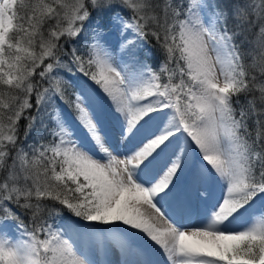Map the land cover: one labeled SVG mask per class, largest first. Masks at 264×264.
<instances>
[{"label": "snow or ice", "instance_id": "snow-or-ice-1", "mask_svg": "<svg viewBox=\"0 0 264 264\" xmlns=\"http://www.w3.org/2000/svg\"><path fill=\"white\" fill-rule=\"evenodd\" d=\"M64 209L84 223L48 222ZM136 239L166 264H264V0H0V264H94L91 244Z\"/></svg>", "mask_w": 264, "mask_h": 264}, {"label": "rangeland", "instance_id": "rangeland-1", "mask_svg": "<svg viewBox=\"0 0 264 264\" xmlns=\"http://www.w3.org/2000/svg\"><path fill=\"white\" fill-rule=\"evenodd\" d=\"M107 33H108L107 39H108L109 43L114 47L116 44L117 37L114 38V37H112V35L116 36V34L114 32H112L110 29H108ZM145 53H147L146 49H145L144 53H142V52L140 53V59L143 61H145L149 56V55L145 56ZM120 55L121 54L119 52L116 53V59L117 60L120 59ZM90 85L89 86L91 88L96 90L97 95L99 96L100 101H101L104 109L106 111L109 110L110 105H109L108 99L104 96V94L102 92H100V90L97 88V86H95L91 81H90ZM48 111L51 112L50 106L48 108ZM46 116H48V115H46ZM51 123H52V121H51ZM52 126H51V128H52ZM88 147L90 149L92 148L91 145H88ZM115 147H117L119 149L121 154H123V152L126 151L125 148H123L119 145H115ZM197 159H199V157H197ZM212 192H213V197L218 198L222 194V186L218 183H214L212 185ZM201 207L203 208V206H201ZM259 207H260V205H259V203H257L256 204L257 210L259 209ZM169 215L171 216L172 220L177 224L195 225V224L199 223V219L195 214H193L189 218L188 216H182L180 214H175V213L169 211ZM82 223H84V222H82ZM65 224H67V223H59L58 225H56V227H61ZM97 226H100L102 228L113 227V225H107V226L97 225ZM121 227H127V226L121 225ZM10 231H12V234L14 236L18 235V233H16L14 230H10ZM129 231L135 232L136 230L129 229ZM140 235L142 236L143 234H140ZM129 244H130L131 248L133 249L132 255H125L115 243H112L110 241H106L104 245L91 244L89 247L85 248V253L89 256L90 259H92L94 261V264H124L125 260H130V259L131 260H138L141 262L147 261L149 259H155V260L159 261L160 264H166L165 257H163L162 255L151 256V255H145L144 254V252L142 251L143 244H144L143 240L136 239L134 241H129Z\"/></svg>", "mask_w": 264, "mask_h": 264}, {"label": "trees", "instance_id": "trees-1", "mask_svg": "<svg viewBox=\"0 0 264 264\" xmlns=\"http://www.w3.org/2000/svg\"><path fill=\"white\" fill-rule=\"evenodd\" d=\"M220 3H221V6H223V3H224V0H220ZM92 23L94 24L95 23V14H93V20H92ZM102 25L106 28V31L108 30L107 29V24H108V20H107V17H105L103 20H102ZM232 26V22L229 21V27ZM90 35L85 33V34H81L80 37L77 38V40H79V45H78V53L79 54H84L85 53V40H90ZM72 43H75V41H73ZM145 47L146 49L150 52V57H148L146 59L147 63L151 65V67L153 69H157L158 68V64L159 62L164 58L163 57V53L161 51V49L159 48V46L156 44V42L151 38L149 37V40H148V43L145 44ZM247 47V46H246ZM65 50L66 51H70V47L68 44H65ZM61 59L63 60H66L67 57L63 55V53H61ZM39 71V69L37 70ZM59 73L61 75H64V76H67L68 74L63 70V69H60L58 70ZM73 82L74 84L77 86V87H80V86H83V85H87L89 86L90 85V80H88L86 77H83L81 74L77 73L76 76H72V77H69ZM45 86H47V84H45ZM91 86V85H90ZM74 89L73 88H68V92L69 94H71V92L73 91ZM241 99L243 100L244 98L241 97ZM61 108H63L64 112L66 114H68V109L65 105H60ZM44 122L48 125L49 128H51L52 126V123H51V119L49 116H46L44 117ZM27 122L25 120H21L20 121V135L21 137H23V132H24V126ZM37 128H39V124H37ZM39 135V137L43 138V140L45 142L48 141L49 137L48 135L46 134V132H44L43 130H41L39 132V134L37 133L36 130H34L32 132V134L28 137V141H32L34 138H36L37 136ZM47 203L51 204V201H48ZM56 207H61L60 205H56ZM45 217L47 218V213L44 214ZM25 219V222L27 223V217L25 216L24 217ZM48 222L49 223H52L55 227L57 224L59 223H79V224H83L82 222L83 221H79L77 218H75L74 216H72L71 213H69L67 211V209H64L63 210V213L61 216L59 217H52V218H49L48 219ZM98 228H102L100 226H97Z\"/></svg>", "mask_w": 264, "mask_h": 264}, {"label": "bare ground", "instance_id": "bare-ground-1", "mask_svg": "<svg viewBox=\"0 0 264 264\" xmlns=\"http://www.w3.org/2000/svg\"><path fill=\"white\" fill-rule=\"evenodd\" d=\"M160 258V257H159ZM113 263V262H112Z\"/></svg>", "mask_w": 264, "mask_h": 264}]
</instances>
